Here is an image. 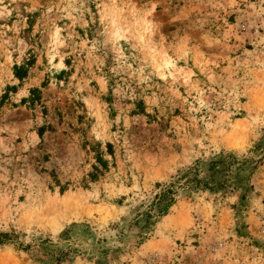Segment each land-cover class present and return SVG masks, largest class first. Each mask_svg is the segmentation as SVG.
Here are the masks:
<instances>
[{"label":"rangeland","instance_id":"1","mask_svg":"<svg viewBox=\"0 0 264 264\" xmlns=\"http://www.w3.org/2000/svg\"><path fill=\"white\" fill-rule=\"evenodd\" d=\"M0 264H264V0H0Z\"/></svg>","mask_w":264,"mask_h":264},{"label":"trees","instance_id":"2","mask_svg":"<svg viewBox=\"0 0 264 264\" xmlns=\"http://www.w3.org/2000/svg\"><path fill=\"white\" fill-rule=\"evenodd\" d=\"M30 63V60L25 64V66H14V76L21 80L25 78L27 70L26 66ZM60 74H64V71H61ZM59 74V75H60ZM38 96V91L37 90H32L31 91V97L30 101L33 103L36 101ZM38 135L39 137H42L43 135V129L38 130ZM107 148L109 150V155H111V146L108 144ZM97 166L93 167V172L88 175L89 179L94 182L96 181V178L98 177V174L106 169L107 163L106 161L102 160L101 157L96 158ZM66 189H61V192H64ZM174 204V192L172 188H165L163 189L159 194L156 195V201L154 206H157V212L158 216L166 214L168 209Z\"/></svg>","mask_w":264,"mask_h":264}]
</instances>
